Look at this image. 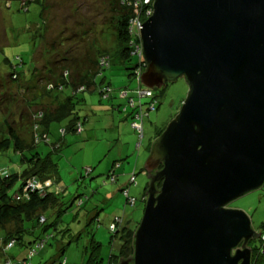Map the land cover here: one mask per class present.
<instances>
[{
    "label": "water",
    "instance_id": "95a60500",
    "mask_svg": "<svg viewBox=\"0 0 264 264\" xmlns=\"http://www.w3.org/2000/svg\"><path fill=\"white\" fill-rule=\"evenodd\" d=\"M152 1L142 83L189 90L152 144L146 174L161 169L119 264H252L260 234L228 206L264 186V0Z\"/></svg>",
    "mask_w": 264,
    "mask_h": 264
},
{
    "label": "rangeland",
    "instance_id": "374dc122",
    "mask_svg": "<svg viewBox=\"0 0 264 264\" xmlns=\"http://www.w3.org/2000/svg\"><path fill=\"white\" fill-rule=\"evenodd\" d=\"M35 1L27 4L26 0H0V134L5 135L10 124L24 143H33V114L39 109L52 106V97L46 96L45 92L46 86L54 82L52 72L47 69L49 62L65 56L73 57L74 69L69 70L77 82L79 77L92 79L91 70L99 52L108 51L111 64L102 71V76H97L100 84L93 92L86 91L77 95L78 99L84 100L77 104L79 116L86 119L83 133H66L61 138L67 120L51 125V140L63 142L60 155L55 160L58 164V185L64 190L59 195L64 211L59 214L48 209L45 212L48 225L57 221L54 227L47 230V234H54L55 237L31 262L58 264L55 261L62 259L61 250L64 249L63 258L68 264H83L87 259L85 248L93 239L101 245V257L103 263L107 264L110 256L117 255L122 246L121 235L112 238L113 235L108 231L110 222L115 215H126L128 222L125 223L134 229L141 221L146 205L142 196L149 185L148 176L142 171L146 169L145 163L157 133L178 114L189 87L185 79L180 78L166 84L162 90H154L158 95L157 110L150 112L144 122L142 147L137 151L139 134L126 120L127 115L116 106L123 108L126 105V101L119 97L122 89L137 88V82L129 76L132 71L127 69L138 64V57L132 56L123 62L116 56L119 45L107 28L113 19L110 0ZM17 66L24 79L13 84L8 77ZM34 69L33 78L29 80ZM105 84H110L112 90L108 100H102L99 93V88ZM130 129L134 131L132 135ZM36 150L46 155L51 146L43 143ZM121 151L124 157L115 160H121L122 165L129 168L126 184L130 183L136 171V183L130 188L131 196L138 201L136 206L127 205L125 212L123 207L126 206V197L119 191L118 181V184L107 182L106 189L113 187L115 197L107 202L101 201L103 210L96 218L97 222L95 216L89 213V208L84 206L78 209L77 204L72 202L80 195L83 197V194L92 193L90 179L81 178L80 172L89 167H95L97 171L101 163L106 165L109 163L108 158L120 155ZM19 158L12 149L3 151L0 153V167L19 171ZM103 178L98 177L96 181L100 180L102 184ZM20 184L15 187L18 188ZM228 207L243 210L257 234L264 230V186L237 199ZM15 228V223L7 226L8 231ZM35 231V236L41 234L42 226L36 227ZM33 238V235L25 236L26 241ZM258 244V239H255L250 246ZM7 255L21 259L26 257V250L17 245ZM3 258L4 254H1L0 264H3Z\"/></svg>",
    "mask_w": 264,
    "mask_h": 264
},
{
    "label": "trees",
    "instance_id": "16d2710c",
    "mask_svg": "<svg viewBox=\"0 0 264 264\" xmlns=\"http://www.w3.org/2000/svg\"><path fill=\"white\" fill-rule=\"evenodd\" d=\"M26 1L27 4L36 2L35 0ZM109 2L111 5V12L113 13V19H111L110 25L107 28L110 30L114 40L118 42L119 45V49L116 50V56L123 62L128 61L132 56L138 57L137 55L133 54L134 49L131 47L130 43L131 41L140 42V40L137 36V33H131L129 31V26L130 22L139 15L140 11H137L132 6L128 5L126 0H110ZM145 12L146 10L143 9L140 15V18L143 20V22L147 20L145 18ZM103 57H108L109 61L108 65L106 66H100V60ZM72 60H74L73 57L71 58L69 56H65L60 59H55L47 64V69H50L52 75L54 76V82L49 83L46 86L45 92L46 96L52 97V103L55 101V104L51 103V107L39 109L33 114V143H24V140L10 124L6 134H0V153L12 149L13 153L19 155L20 157V164L18 167L21 168L18 171L16 169L13 170L2 166L0 167V255L4 254L3 264H32V259L36 255L42 253L47 248L50 239L55 237L54 234H47V230L51 226L54 227L57 224V221L52 225H48V218L46 217L45 212L48 209H51L53 212L59 214L64 211V208L62 209V201L59 199V195H61L64 190H62L58 185V164L55 160V157L60 155L63 142L62 140L56 142L51 140V125L53 123L67 120L66 126L62 128L61 138H64L66 133H83L86 119H83L79 116L77 112V104L84 100L78 99L77 95L86 91H94L93 89H95V87L100 84L97 81V76H102V71L110 67L111 56L108 51L99 52L98 57H96L95 62L93 63V70H91L93 73L92 79L89 80L85 77H79L78 82L76 79H73V76L69 70L74 69V61ZM145 63L146 62H142L138 57V64L132 69H127L132 71L129 76L137 82V86L139 83L137 79H135V71L142 69L144 72L147 67V64ZM22 67L23 66L20 68ZM34 73L35 69L32 73V77L29 80L33 78ZM9 78L12 80L13 84L22 80V78L24 79L22 73L19 71L18 66L14 68L13 73L9 75L8 79ZM104 82L105 80L102 81V83ZM101 86L102 87L99 88L100 98L102 100L110 99L111 96L104 99L101 94V89L104 87L110 88V84ZM165 86L166 84L161 88H154V90H162ZM124 89L131 88L127 87ZM62 95L64 96L62 97ZM157 99L158 95L155 93L154 100L156 101V105ZM143 102L144 105L148 103L147 100H144ZM116 107L117 109L119 108L118 110L123 112L122 106L118 105ZM130 112L131 109L123 113L127 115V120L131 124L132 120H130L131 118H128V114H130ZM149 116L150 113L148 117ZM148 117H145L143 120V137L141 138L140 135H138L140 144L144 138V122ZM165 128L166 127L157 133V137L162 134ZM43 143L51 146V150H49L46 155H42V152L36 150L37 146ZM141 147L142 145H140L139 148L136 147V150L139 151ZM116 164H119V167L116 168L115 173L120 168L121 162H115L113 167ZM113 167L110 169V171L113 169ZM87 169L88 168H86L83 172H80L81 178H91L94 169L89 167V169H91L90 173H87ZM110 171L106 174V179H104L102 186H106L107 182H109V184H114L117 182V173L116 180L114 182H111L110 180L107 181V179H109L108 176ZM134 175H137L136 171H134ZM19 182H21V184L18 188H16L15 186ZM46 182H50V185H46ZM29 183H36L42 187L32 190V188H28ZM132 184L134 183L130 182L129 184H126L121 192L123 193L125 189H130ZM146 193L143 195V197L146 196ZM83 195V197L81 195L76 197L72 202L77 204L78 209H82L84 206H86L85 208L90 209V195ZM130 197L133 196L130 195ZM127 205H129L128 202ZM134 206H136V204ZM98 212L99 210L96 209L95 215H97ZM118 216L122 218L123 223L121 226H118L115 232H112L110 229L111 225L114 221V218ZM96 218L97 216L94 217V220H96ZM114 218L108 227V231L113 235L112 238L121 235L122 246L120 248V252L117 255L112 254L110 256L107 264H119L121 259H125V257L128 258L133 255L134 233L140 223L139 222L136 228L133 229L132 227H129V225L125 224L124 215H115ZM96 221L98 222V220ZM9 223H15L16 228L13 231L7 230ZM40 226H42L41 234L35 236V228ZM259 234L260 237L257 238L259 244L255 247H250L253 252L252 264H264V241L262 240V237L264 236V230H262ZM26 235H33V240L26 241ZM11 243L12 246H9ZM17 245L26 250V257L17 259L16 257H10L7 255V252ZM64 251V249L61 250L62 259L55 261L56 263L68 264L66 259L63 258ZM85 251L87 253V259L83 264H104L101 257V245L96 243L93 239L90 240L88 246L85 248Z\"/></svg>",
    "mask_w": 264,
    "mask_h": 264
},
{
    "label": "built area",
    "instance_id": "2783aa9c",
    "mask_svg": "<svg viewBox=\"0 0 264 264\" xmlns=\"http://www.w3.org/2000/svg\"><path fill=\"white\" fill-rule=\"evenodd\" d=\"M128 5L132 6L134 9L137 11H140L139 15L133 19L130 22L129 26V31L131 33H137V36L139 37L140 42L136 41H131L130 45L133 47V54L137 55L139 59L142 62H145L144 56H143V45H142V40H141V35L140 31L142 29V24L144 23L143 20H141L140 15L143 11V9L146 10V16L145 18L148 19L152 16L153 14V1L152 0H126ZM108 57H103L100 60V66H106L108 65ZM146 64V63H145ZM142 69H138L135 71V79H137L139 85L137 86L136 89H123L119 97L123 100L126 101V105L123 107V112H126L131 109V112L128 118H131V126L133 129H135L140 137H143V120L145 117H148L150 112H153L156 110L157 105L155 99V93L152 89L146 87L142 83V75H143ZM101 94L104 99L108 98L111 96L112 90L109 87H104L101 89ZM144 100H147L148 103L144 105ZM140 143L137 144V148L140 147ZM119 167V164H116L113 169L109 173V180L111 182H114L116 180V173L115 170L116 168ZM91 169H87V173H90ZM131 183H136L135 181V175L133 174L131 178ZM46 185H50V182H46ZM42 186L36 183H29L28 188H32V190L36 188H41ZM124 196L127 198V202L129 205L134 206L137 202V200L133 197H130L129 195V189H125L123 191ZM146 198L143 197L142 200L144 201ZM44 220V219H42ZM123 223V220L121 217H115L114 221L111 225V231L115 232L118 228V226H121ZM262 236V235H261ZM262 240L264 241V236L262 237ZM12 246V243L9 245Z\"/></svg>",
    "mask_w": 264,
    "mask_h": 264
},
{
    "label": "crops",
    "instance_id": "0c3cea01",
    "mask_svg": "<svg viewBox=\"0 0 264 264\" xmlns=\"http://www.w3.org/2000/svg\"><path fill=\"white\" fill-rule=\"evenodd\" d=\"M127 120V119H126ZM131 131L129 132L130 134L134 133V131L132 129H130ZM131 134V135H132ZM125 154H123V151L120 152V155L118 156H112L111 158H106L107 161H109V163H107L106 165H104L103 163H101V165L99 166V168L97 169V171H95V167L93 168L94 171L92 173V176L90 179V184H89V187L91 188L92 190V193L90 194V200H89V207H90V211L89 213H92L94 216H99L100 214V211L103 210V208L101 207V201H108V200H113L115 195H114V188L113 187H107L108 189H106V186H101V182L100 180L96 181V179L98 177H105L106 174L110 171V169L113 167L114 163L117 162V161H120L121 160H115L116 158L118 157H124ZM111 162V164H110ZM93 165L97 166L95 163H93ZM104 165V166H103ZM144 171L146 170H143L142 172L144 173ZM129 172V168L126 166H123L122 165V162H121V166L120 168L117 170V174H118V188H119V191H121L123 189V187L126 185L125 183V179H126V174H128ZM147 175V174H146ZM105 178L102 179V183L104 181ZM120 181V182H119ZM101 184V185H100ZM131 189H129V193L131 195ZM143 197V196H142ZM126 206H124V211L126 212L127 210V202H125ZM96 209L99 210V212L97 213V215H95L96 213ZM126 214V213H125ZM125 218V221H127L126 219V215L124 216ZM111 223V222H110ZM126 224V223H125ZM126 225H129V224H126ZM129 227H132L129 225Z\"/></svg>",
    "mask_w": 264,
    "mask_h": 264
},
{
    "label": "flooded vegetation",
    "instance_id": "af4514ba",
    "mask_svg": "<svg viewBox=\"0 0 264 264\" xmlns=\"http://www.w3.org/2000/svg\"><path fill=\"white\" fill-rule=\"evenodd\" d=\"M161 169V165L158 167V168H156V169H154V170H152V171H150V172H148L147 173V176H154L155 174H156V172L157 171H159ZM161 184H162V182H157L156 183V186H157V188L158 189H160L161 188ZM250 246V245H249ZM251 247V246H250ZM130 257H125V259H129Z\"/></svg>",
    "mask_w": 264,
    "mask_h": 264
},
{
    "label": "clouds",
    "instance_id": "9594fccd",
    "mask_svg": "<svg viewBox=\"0 0 264 264\" xmlns=\"http://www.w3.org/2000/svg\"><path fill=\"white\" fill-rule=\"evenodd\" d=\"M144 72H145V71H144ZM150 89H151V88H150ZM152 90H154V89H152ZM144 174H146V171H144ZM145 198H146V196H145ZM145 201H146V199H145ZM145 201H144V202H145Z\"/></svg>",
    "mask_w": 264,
    "mask_h": 264
}]
</instances>
